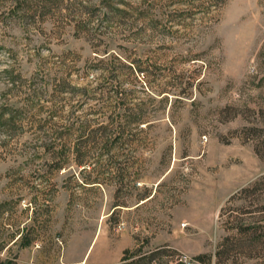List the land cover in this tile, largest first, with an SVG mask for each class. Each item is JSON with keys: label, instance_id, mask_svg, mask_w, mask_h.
Listing matches in <instances>:
<instances>
[{"label": "rangeland", "instance_id": "obj_1", "mask_svg": "<svg viewBox=\"0 0 264 264\" xmlns=\"http://www.w3.org/2000/svg\"><path fill=\"white\" fill-rule=\"evenodd\" d=\"M102 2L0 0V264H264V0ZM108 56L145 123L58 167V114L122 120L68 94Z\"/></svg>", "mask_w": 264, "mask_h": 264}, {"label": "trees", "instance_id": "obj_2", "mask_svg": "<svg viewBox=\"0 0 264 264\" xmlns=\"http://www.w3.org/2000/svg\"><path fill=\"white\" fill-rule=\"evenodd\" d=\"M102 4L104 5L105 9L114 16H125L128 15L127 13H124L118 9H116L112 2H109V0H102ZM210 3H220L221 0H209ZM159 3H153L150 2V4L146 5L143 10L140 12L137 11L136 14H138L139 18H142L145 15H151V13H161L164 15L168 9L169 6H172L173 3H165V4H159ZM206 9V8H205ZM174 13H166L165 16H172ZM96 63L95 65H92L90 70L97 71V78H94L92 82H94V86H91V82L89 81V84L84 87H74L69 86L70 92L68 94L72 96H77L81 98V103L84 101H94V102H101L102 107L96 110H92L93 114L100 115L103 114L102 109L109 108L111 111V115H115V111L119 109L121 111V122H112L108 125H102L97 123L94 128H90L89 123L85 121L84 117L79 120H75L73 122V119H78L76 117H73V110L69 112L68 116H61L58 114L59 120H66V125L59 128V131L55 132V139H58L61 144H59L58 150L54 151L53 148H47L46 151H50L48 153H51L54 155V162H56V165L60 167L62 163L66 160V157H68V154L71 155L73 162L81 167H85V165L88 163L87 161L90 158V152L91 151H97L96 156H94L96 159V163L99 162L100 158L104 156V153L108 150V147L110 146H119L127 144L128 140L126 138H123V134L126 132V128L131 125H139L145 123V117L142 112V105L143 104H132V102H129V98L132 97V94L128 91L125 92L121 88L120 83V74H117L115 69L124 68L129 72H139V68H136V70L133 68V65H128L125 62H121L119 57H107L106 59H96L94 60ZM111 61H115L118 66L112 65ZM178 79V78H176ZM64 82H60L56 85V89L54 92L56 94H61L65 91L64 89ZM175 85V84H174ZM162 90H159L157 94L164 93L161 92ZM183 95V93H182ZM166 97V96H163ZM150 101H153L151 98ZM161 103L166 102V98H161ZM58 112H55L54 114L57 115ZM54 116V115H53ZM52 116V117H53ZM70 121V122H69ZM72 121V122H71ZM111 126L116 132V135L111 140H106L104 138V134H106L108 127ZM75 133V138H73V143L71 145V150H66L64 143L65 139H69L72 137ZM74 137V136H73ZM63 143V144H62ZM54 151V152H53ZM70 151V152H69ZM50 154V155H51ZM110 159L115 158L113 155L109 157ZM93 159V158H92ZM84 168L81 170L83 171ZM119 173H114V175H118ZM84 185H92V184H98L97 182H83ZM149 193L148 191H145L144 198H148ZM120 206V205H115ZM16 241H19L21 247H26L29 245L30 241L28 239L23 238L22 235L18 237ZM196 259H200L197 257ZM4 264H13L12 262H5Z\"/></svg>", "mask_w": 264, "mask_h": 264}, {"label": "crops", "instance_id": "obj_3", "mask_svg": "<svg viewBox=\"0 0 264 264\" xmlns=\"http://www.w3.org/2000/svg\"><path fill=\"white\" fill-rule=\"evenodd\" d=\"M36 257V256H35ZM19 264H35L33 261V256L27 257V258H20Z\"/></svg>", "mask_w": 264, "mask_h": 264}]
</instances>
